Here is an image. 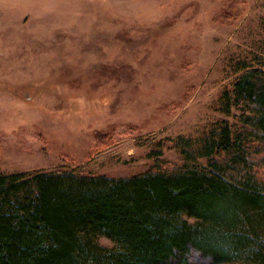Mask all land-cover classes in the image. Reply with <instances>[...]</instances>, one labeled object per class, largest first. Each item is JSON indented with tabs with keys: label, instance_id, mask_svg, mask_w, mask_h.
Wrapping results in <instances>:
<instances>
[{
	"label": "rangeland",
	"instance_id": "374dc122",
	"mask_svg": "<svg viewBox=\"0 0 264 264\" xmlns=\"http://www.w3.org/2000/svg\"><path fill=\"white\" fill-rule=\"evenodd\" d=\"M253 69L264 0H0V175L206 166Z\"/></svg>",
	"mask_w": 264,
	"mask_h": 264
},
{
	"label": "trees",
	"instance_id": "16d2710c",
	"mask_svg": "<svg viewBox=\"0 0 264 264\" xmlns=\"http://www.w3.org/2000/svg\"><path fill=\"white\" fill-rule=\"evenodd\" d=\"M223 103L240 127L204 141L206 166L0 175V264H264V71L245 70Z\"/></svg>",
	"mask_w": 264,
	"mask_h": 264
}]
</instances>
